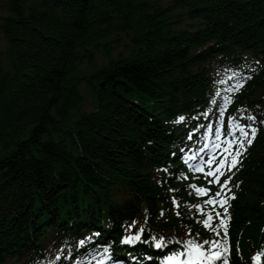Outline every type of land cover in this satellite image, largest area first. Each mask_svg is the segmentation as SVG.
<instances>
[{"label": "trees", "instance_id": "16d2710c", "mask_svg": "<svg viewBox=\"0 0 264 264\" xmlns=\"http://www.w3.org/2000/svg\"><path fill=\"white\" fill-rule=\"evenodd\" d=\"M244 55L259 64L237 104L260 132L236 175L234 264L264 256V0H0V264L115 239L144 211L177 225L181 184L153 171L174 164L171 122L205 100L211 63Z\"/></svg>", "mask_w": 264, "mask_h": 264}, {"label": "snow or ice", "instance_id": "6c2138e0", "mask_svg": "<svg viewBox=\"0 0 264 264\" xmlns=\"http://www.w3.org/2000/svg\"><path fill=\"white\" fill-rule=\"evenodd\" d=\"M242 87L241 84L238 83L237 88ZM228 103V98L225 97V104ZM221 113L223 114L225 111L224 107H221ZM247 119L249 121L254 120V117L248 116ZM238 129L240 136L237 137L235 134V131ZM257 134V129L255 127H252L251 125H244L240 123H236L234 121L228 122L226 125L224 122H221V126L217 127L216 129V136L217 139H220L222 136L231 137V139H224L221 141V145L224 146L223 148V156L219 160L216 159L215 155H212V157L207 161V164L209 165V171L205 173L206 176H211L213 178V181L217 183V185H224L226 186L229 182L228 180H225L223 182L220 181V176L224 174L226 170L230 171L232 168H235L237 164L240 162L239 157L243 155V152L246 151V145H251L253 143V140L255 139ZM249 136L251 138H249ZM192 138V135L189 134V139ZM221 145H217L216 147H221ZM238 145V147H236ZM215 165V170L212 169V166ZM197 171H203L201 167H197ZM196 191L198 194H206L208 189L206 188H196ZM221 193H216V196H220ZM216 201L214 199L208 200L207 203L214 204ZM211 219V216H209V220ZM209 220H205L204 224L207 227L209 224ZM143 234V230H140L135 235H131L128 237H125L122 239V243H135L138 241H141V237ZM84 241H81V244H83ZM154 247L159 249L162 246L163 240H155L153 238ZM189 244H191V241H189ZM107 251V249H106ZM191 251V250H190ZM228 252L227 248H224L222 251H214L210 254L208 259L213 261H220L223 259V264H229L228 259L225 257V254ZM182 253H177L175 256H169L167 257V261L172 262L175 259H178L179 255ZM197 256L202 257L204 254L203 252L197 251Z\"/></svg>", "mask_w": 264, "mask_h": 264}, {"label": "bare ground", "instance_id": "6f19581e", "mask_svg": "<svg viewBox=\"0 0 264 264\" xmlns=\"http://www.w3.org/2000/svg\"><path fill=\"white\" fill-rule=\"evenodd\" d=\"M180 130H182V128H181ZM177 133H178V132L174 133L173 135H174V136H177V135H176ZM184 134H185V132L183 131V134H182L181 136H184ZM181 136H180L179 138H182ZM174 139H177V138L174 137Z\"/></svg>", "mask_w": 264, "mask_h": 264}, {"label": "rangeland", "instance_id": "374dc122", "mask_svg": "<svg viewBox=\"0 0 264 264\" xmlns=\"http://www.w3.org/2000/svg\"><path fill=\"white\" fill-rule=\"evenodd\" d=\"M8 264H17V262L12 261V262H9Z\"/></svg>", "mask_w": 264, "mask_h": 264}]
</instances>
